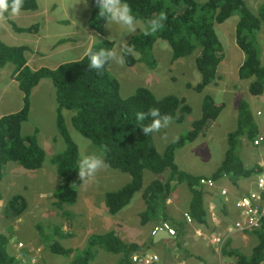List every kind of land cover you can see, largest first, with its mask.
I'll return each instance as SVG.
<instances>
[{
    "label": "trees",
    "instance_id": "1",
    "mask_svg": "<svg viewBox=\"0 0 264 264\" xmlns=\"http://www.w3.org/2000/svg\"><path fill=\"white\" fill-rule=\"evenodd\" d=\"M137 20H142L146 26L151 18L158 17L161 12L167 16L163 21V28L151 35L131 36L128 46L134 54L125 55L127 67L137 63H145L149 68L157 66L152 53L154 44L165 41L172 52V62L196 53L195 67L201 75V81L187 87L198 93L215 81L217 69L224 57L222 45L215 33L214 27L228 20L233 14L238 15L235 27V41L244 53L245 59L238 69V76L242 80H250L248 91L252 96H260L264 92V66H261L257 51L247 41V35L260 30L264 24V4L259 7L257 16L254 15L242 0H205L199 4L195 0H126ZM35 0H24L21 10L35 11ZM89 27L101 32L105 24L98 15V8L94 0L90 2ZM6 14L7 12H0ZM17 33H30L37 29L15 28ZM65 40H60L63 43ZM114 42L101 39L91 48L112 50ZM28 46H9L0 40V68L8 63L14 65L13 78L19 90L24 95L23 108L16 113L0 117V180L8 163H16L28 171L38 170L44 161V152L38 145L36 134L22 136L21 127L28 119L29 96L34 87L42 79H50L55 88L56 128L66 144V150L55 156L51 163L62 183L59 192L55 194V205H73L77 200L78 180V150L71 140L65 125L63 110L74 112L71 118L72 126L86 139L90 140L102 154L107 167L129 175L130 180L123 187L105 194L104 203L108 214L116 215L125 208L134 195L141 191L144 172L161 175L168 171L165 181H151L142 191L145 209L139 214L141 225L150 220L171 221L175 230L183 232V222L174 221L166 214V202L171 197L175 184H185L191 195L187 213L198 226H208V212L205 203V192L199 185L201 176H194L180 171L175 164L176 149L194 142L203 133L208 123L215 121L225 107L216 104L213 97L205 95L201 104V117L191 124L190 129L176 141L166 146L159 153L154 145L152 133L145 135L141 123L148 124L151 120L137 122V112H147L150 108H158L161 115H170L171 120L182 123L191 113V108L184 98L173 95L157 99L147 88H138L132 95L122 98L119 82L109 72V61L100 69L91 68L86 55L81 59L59 65L54 69L42 67L32 70L27 65L26 53ZM138 54L139 57H135ZM237 125L229 135V143L233 138L245 135L253 140L257 130L244 100L237 103ZM238 136V137H237ZM237 146V145H236ZM229 148V146H228ZM236 148V147H235ZM232 156V157H230ZM226 160L210 176L214 181L227 178L235 183L244 176L259 173L261 168L246 169L240 158L233 157L227 149ZM258 169V170H257ZM26 202L22 196H14L6 205L7 212L15 217L26 210ZM68 214V213H67ZM68 216V215H66ZM60 233V232H58ZM251 235L253 243L249 255L240 249L230 248L231 239L220 248L223 257H234L235 264H264V218L257 230L246 231ZM67 236V235H66ZM62 233L60 238L66 237ZM67 238V237H66ZM8 240L0 234V264H21L15 258V252L8 248ZM97 248H103L110 254L119 256L118 264H134L131 255L139 251L135 243H125L112 234L90 236L84 249L71 250L62 248L52 242L49 247L53 254L68 257L70 264H87L94 256ZM242 250V249H241Z\"/></svg>",
    "mask_w": 264,
    "mask_h": 264
},
{
    "label": "rangeland",
    "instance_id": "2",
    "mask_svg": "<svg viewBox=\"0 0 264 264\" xmlns=\"http://www.w3.org/2000/svg\"><path fill=\"white\" fill-rule=\"evenodd\" d=\"M195 1L199 4L205 2V0ZM242 1L256 16L259 7L264 4V0ZM35 2V11H21L19 15L0 13V40L9 46H29L31 51L25 55L29 60L27 65L32 70L42 67L54 69L63 63L79 60L85 55L86 49L101 39L113 41L112 50H115L118 56L123 55L124 48L128 47L129 38L142 32L141 28L137 27L134 33H122L118 26L108 27L106 22L101 32L92 30L88 24L91 0H87L86 5L83 0H35ZM138 21L145 25L142 20ZM237 21L238 15L233 14L228 20L214 27L223 47L224 57L217 69L215 81L208 85L202 93L187 87V84L193 87L201 81V75L194 62L197 54L193 53L172 62V52L165 41H157L152 48L151 54L157 62L154 68H149L142 62L133 67H127L125 61L123 64L117 63L115 59L109 61V72L119 82L122 98H127L138 88L145 87L157 99L173 95L184 98L190 106L191 113L184 122L176 123L171 120L167 127H162L158 132H152L154 145L159 153H162L167 145L184 135L190 129L191 124L201 117L204 95L212 96L216 104L225 105L218 118L208 124L204 133L199 135L194 142L175 151L174 161L179 170L194 176H207L215 171L223 160L226 149L232 152L233 157L239 158L240 156L244 159L241 153L242 138L239 144L237 143L238 138H233L227 148V136L229 137L236 129V106L239 101L244 100L248 103L258 129H264V93L260 96L250 95L249 80H242L238 76V68L243 64L245 55L235 43ZM12 25L15 28L26 29L37 26V32L36 34L17 33V30L12 29ZM60 40L65 41L60 44ZM247 41L253 45L261 66H264V24L261 25L260 30L248 34ZM32 56H35L33 63ZM135 57L139 55L135 54ZM13 71L14 65L11 63L0 68V117L19 112L24 106V95L12 78ZM231 86L233 90L229 88ZM29 105L28 119L21 127V134L22 136L36 134L37 143L44 152V161L42 167L34 171L25 170L12 162L8 163L3 171V177L0 180V206H2L0 207V234L8 240V248L14 250L16 242L22 241L33 248H40L41 252L38 253L40 258H36L38 264H70L72 255L53 254L49 247L53 242L62 248L81 251L88 239L86 230L91 229L90 231H94L95 234H112L125 243H136L142 252L157 253L160 257H167L171 253L170 244L167 250H165L166 245H159L161 249L164 248L160 250L153 242V238L149 236L152 220L142 226L141 218H139V214L144 211L141 209L143 207L140 197L142 191L151 181L165 180V175L144 172L141 191L134 196L126 208L117 213V217L114 216V225L111 222L107 224L102 219V217L109 216L105 212V194L117 191L130 180L129 175L118 170L104 167L98 170L93 179L86 182L81 181L78 175L76 203L61 204V207L55 205L58 201L54 196L59 192L62 180L56 173L51 160L63 153L67 146L56 128L57 102L55 88L50 79H42L32 89ZM62 114L71 140L77 146L78 163L84 155H101L92 142L72 126L71 118L74 112L63 110ZM167 172L165 174H168ZM225 181V179L219 180L218 184ZM188 192L185 184H180L173 190L167 201L169 216H175L176 209L189 207L186 203L189 201ZM14 196H22L27 205L26 210L18 217L10 215L6 209V205ZM206 206L208 207V203ZM118 218L120 221L124 220L126 224L121 230H118L116 226ZM231 223L225 221L219 227L222 228ZM95 224L98 227L100 225L101 230L96 229ZM102 225L107 226L104 231ZM59 231L67 235V238H60ZM200 238L205 244H209V236ZM237 238L239 242L242 240L240 244L230 245V248L240 247V252L249 255L256 241L253 243L252 238L244 239L245 237L240 238L239 235ZM141 242L144 244H140ZM175 251L180 254V251L184 252L185 248L174 246L172 252L177 254ZM118 260V255L110 254L103 248H97L93 258L87 264H118ZM218 264H235V258H222Z\"/></svg>",
    "mask_w": 264,
    "mask_h": 264
},
{
    "label": "crops",
    "instance_id": "3",
    "mask_svg": "<svg viewBox=\"0 0 264 264\" xmlns=\"http://www.w3.org/2000/svg\"><path fill=\"white\" fill-rule=\"evenodd\" d=\"M32 57H33L32 58V63H33V62H35L34 61L35 56H32ZM28 62H29V60L27 59V64H28ZM249 83H250V81H249ZM229 88L233 90L232 86ZM236 110H237V106H236ZM256 114H258V112ZM252 119L254 121V124H255V127L257 130V134L254 137V139L260 135L264 136V129H258V126H257V124L253 118V115H252ZM236 121H237V115H236ZM263 126H264V123H263ZM240 138H242V141H243V147H242L241 153H242V157L244 159H242L240 156H239V158L242 161L243 166L246 169H253V168H257V167L259 169L261 167L262 161L264 159V143H262L260 146L256 147L253 145L254 139L250 140L245 135H241L240 137H238V142H237L238 144L240 143ZM228 143H229V137L227 136V145H228ZM238 144H237V146H238ZM228 146H227V148H228ZM237 146H236V148H237ZM204 148L206 149L205 144H204ZM224 155H225V153H224ZM222 162H223V160L220 162L219 165H221ZM215 171H213L212 173H210L206 177L211 176ZM201 176H203V175H201ZM257 176H258V173L252 174L250 176H244V177H241L240 179H238L235 183L229 181L227 178H222L220 180L225 179L226 181L224 183L222 182L221 184H218L219 180L215 181V186L212 189L202 186L201 189L204 190V192H205V196H204L205 203H208V207H206L207 212H208V216H207L208 226L207 227L206 226L200 227L195 223L186 224L184 222V227H183L184 233L180 237L177 238L176 243L173 242V239H171V238L157 240L156 242L153 241L155 244H157L156 245L157 247L161 244L166 245L165 250H167L169 248V244H170L171 253H169V255L167 257H165V258L163 256L160 257V254L156 253L160 259L159 264H218L222 258H226V257H223L221 255L220 248H215L212 244H210V242H209V244H205L203 242L204 240H202V238H200V237H203V236L207 237V236H210V234H212L213 232L221 231L222 229L219 226L223 225V223H225V221H230V223H231V222H233V220L238 218L239 213L236 211V209L234 207V202L239 197L248 194L250 191H252L255 188V181H256ZM178 185H180V184H175L174 189ZM222 190L227 191L226 197H224L222 195L220 196V192ZM141 199H142L141 205L143 206V210H144L145 209V202H144L142 197H141ZM190 199H191V195L189 193V201L186 202L187 205L189 204ZM0 207H2V206H0ZM187 211H188L187 207L182 208L181 210L176 209L175 212L177 214L175 216L170 215V218L172 220L174 219V221H182L183 222L184 221L183 215H184V213H187ZM165 212H166V214L169 213L168 205H166ZM114 216L117 217V214ZM114 216L109 215L106 217H102V219L104 221H106L107 224H108V222H111V224L114 225V223H113V221L115 219ZM153 221H155V222H153ZM151 222H150L151 223L150 231L152 230V228L154 226L157 225L156 220H152ZM168 222H170V224H172L175 227L173 222H171L170 220ZM125 225H126L125 221L124 220L120 221V219L118 220V223L116 224L118 230H121L122 227L125 228ZM95 228L96 229L100 228V230H101L100 225L98 227L95 224ZM106 228H107L106 225L105 226L102 225L103 231ZM90 230L91 229L86 230L87 231L86 234H88V236L86 238H89L92 235H99V234H95L94 231H90ZM237 234L239 235L240 238L245 237L244 239H250V237H251L250 235H248L246 233H244V234L237 233ZM237 234H234L232 236L231 242H230L231 246H233V245L237 246L242 241L241 240L239 242V239L237 238L238 237ZM149 236H150V233H149ZM140 244H144V243L141 242ZM174 246H179L180 248L182 246H184L185 251L184 252L180 251V254L177 253L178 251H175V253H177V254H174L172 252ZM158 248L160 250H164V248L163 249H161L160 247H158ZM239 248H237V249H239ZM67 249L76 250V249H72V248H67ZM162 254H164V253L162 252Z\"/></svg>",
    "mask_w": 264,
    "mask_h": 264
},
{
    "label": "clouds",
    "instance_id": "4",
    "mask_svg": "<svg viewBox=\"0 0 264 264\" xmlns=\"http://www.w3.org/2000/svg\"><path fill=\"white\" fill-rule=\"evenodd\" d=\"M23 2H24V0H0V12H7L9 15H19V13L21 11L26 12L25 10H21L22 7H23ZM83 3H85V5H86L87 4V0H83ZM94 3H95V7L98 8V10H99L98 11L99 17L104 19V21L106 22V25L108 27L110 25H116L122 31V33H134L135 32V29L137 27H140L141 28V31L143 32L144 35L155 34L156 32H158L159 30H161L163 28L162 22L163 21H166V19H167L166 14L163 13V12H161L158 17L151 18L150 20L147 21V24L149 26H145L143 24H140V22L137 20V18L133 15L132 8L126 2V0H94ZM12 29H13V27H12ZM36 32H37V29L35 31L30 32V33L31 34H33V33L36 34ZM235 43H236V41H235ZM23 46H27V45H23ZM124 54L125 55L134 54L133 48L131 46L125 47L124 48ZM85 55L87 56V58L89 60V66L91 68H95V69H100V68L104 67L105 64L110 59H115L116 62L119 63V64H123L124 63V56L123 55H119L118 56L117 55V52L115 50H109V49H105V48H101L99 50H94L93 48L90 47V48H88V49L85 50ZM12 78H13V76H12ZM245 80H247V79H245ZM249 81L251 82V79ZM17 86H18V84H17ZM149 119L151 120L150 123H148L146 125L141 123V128H142V131L145 133V135H148V134H150L152 132H158L162 127H167L168 124L170 123L172 117L170 115H161V113H160V111H159L158 108H150L147 112H137L136 113V120H137V122H143V121L149 120ZM206 128L207 127L204 128V131L206 130ZM204 131H203V133H204ZM260 136H262V135H260ZM258 137H256L254 140H256ZM262 137L264 138V136H262ZM254 140H253V142H254ZM262 143H264V139L256 147L260 146ZM224 159H225V155H224ZM224 159H223V161H224ZM263 162H264V159L262 161V164H263ZM104 167H107V164L105 163V160L102 158V154L101 155L91 154V155H84V156H82V158L79 160V163H78V175L80 177V180L86 182L88 180L93 179L95 177L96 173L98 172V170H100V169H102ZM218 167H217V169H218ZM260 168H261V171L264 170V166L263 165H261ZM180 171H182V170H180ZM166 172H164L162 174V175H165V179L167 178V175H168V174H165ZM259 173H258V175H259ZM199 176H201V175H199ZM85 177H87V179H85ZM201 177L202 178H200V180H202V179H204V180H211L213 182V185L212 186H207V185H201L200 184V180H199V185L201 187L204 186V187L211 188V189L214 188L215 181L212 180L210 178V176L209 177L201 176ZM161 181H165V180H161ZM222 191L220 192V196L222 195ZM224 191H226V190H224ZM250 192H252V191H250ZM226 194H227V191H226ZM248 194L243 195V196H247ZM225 195H222V196L225 197ZM243 196H241V197H243ZM141 197H142V193H141ZM241 197H239V198H241ZM235 202H234V207H235ZM104 205H105V203H104ZM166 205H167V202H166ZM141 209L143 210V207ZM105 212H106V214H108L107 209H106ZM185 214H187L191 218V216L188 213H184V215ZM184 215H183V220H184L183 223L184 222L186 224H192V223H194L193 220H192V218H191V222L190 223L187 222L186 219H185V217H184ZM111 216H114V215H111ZM263 218L261 219V221L259 223V226L257 228H254V229H251V230H247V231H252V230L259 229L261 227V223H262ZM237 220H240V214H239L238 218L235 219V220H233V222L231 224H229L227 226L225 225L224 227H222L221 228L222 229L221 232L223 230H225L226 228L230 227ZM163 223L168 224L175 231V235L174 236H170L167 233V231H165V230H158V231H156L153 234L154 230L156 228H158V227H161ZM156 224L157 225L154 226L152 228V230L150 231V237H152V238L155 236V234L157 232L164 231L169 236L167 239L171 238V239H173V241H176L177 238L180 237L183 234V233L179 234L175 230L174 226L172 224H170V222H168V221H163L162 222V221L156 220ZM217 232H219V231L213 232L209 236V242L215 248H221V246L223 244H225L227 240L231 239L232 236L234 235L233 234L232 236L228 237L221 245H214L212 243V241H211V238H212V235L215 234V233H217ZM238 233L244 234V233H246V231H244V232H238ZM60 234H61V232H60ZM235 234H237V233H235ZM246 234H248V233H246ZM250 238H252V237H250ZM160 240H162V239H160ZM18 242H22V241H18ZM18 242H16V245H15V248H14L15 254H16V246H17V243ZM23 243L25 244L24 253H25V256H26V260L27 261H30L32 258L35 259V260L38 257L40 258V256L38 255V253L41 252L40 248H33V247L27 245L28 243H25V242H23ZM133 255H138V256H146V255L147 256H154L155 255V256L158 257V264H159V261H160L159 256L156 253L142 252L141 248L139 249L138 252L133 253L131 255V261H132V256ZM35 264H38L37 263V260H36V263ZM134 264H136V263H134Z\"/></svg>",
    "mask_w": 264,
    "mask_h": 264
},
{
    "label": "built area",
    "instance_id": "5",
    "mask_svg": "<svg viewBox=\"0 0 264 264\" xmlns=\"http://www.w3.org/2000/svg\"><path fill=\"white\" fill-rule=\"evenodd\" d=\"M263 137L259 136L254 140L255 146L259 145L263 141ZM264 166V162L262 164ZM201 185L212 186L211 180H200ZM226 191H222V195H225ZM235 208L240 214V220L235 221L230 227L226 228L222 232L219 231L212 235L211 241L214 245H221L228 237L238 232H244L257 228L261 219L264 217V170H262L256 178L255 188L247 196H243L236 200ZM187 222H191V218L184 215ZM158 230H165L170 236L175 235V231L166 223H163L161 227L154 230L153 234ZM25 244L18 242L16 246L15 258L21 264H35L36 260H26L24 253ZM132 261L136 264H158L157 256H138L133 255Z\"/></svg>",
    "mask_w": 264,
    "mask_h": 264
},
{
    "label": "water",
    "instance_id": "6",
    "mask_svg": "<svg viewBox=\"0 0 264 264\" xmlns=\"http://www.w3.org/2000/svg\"><path fill=\"white\" fill-rule=\"evenodd\" d=\"M169 236L166 234V232L164 231H159L155 234V236L153 237V241L156 242L157 240L160 239H167Z\"/></svg>",
    "mask_w": 264,
    "mask_h": 264
},
{
    "label": "bare ground",
    "instance_id": "7",
    "mask_svg": "<svg viewBox=\"0 0 264 264\" xmlns=\"http://www.w3.org/2000/svg\"><path fill=\"white\" fill-rule=\"evenodd\" d=\"M226 196V195H225ZM236 209V208H235ZM236 211L238 212V210L236 209ZM239 213V212H238Z\"/></svg>",
    "mask_w": 264,
    "mask_h": 264
}]
</instances>
